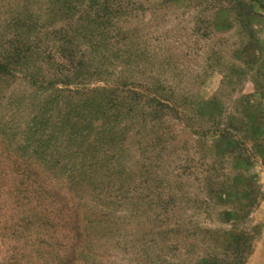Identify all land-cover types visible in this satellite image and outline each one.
<instances>
[{"label": "rangeland", "instance_id": "rangeland-1", "mask_svg": "<svg viewBox=\"0 0 264 264\" xmlns=\"http://www.w3.org/2000/svg\"><path fill=\"white\" fill-rule=\"evenodd\" d=\"M73 2L0 0V264L264 260V0Z\"/></svg>", "mask_w": 264, "mask_h": 264}, {"label": "trees", "instance_id": "trees-1", "mask_svg": "<svg viewBox=\"0 0 264 264\" xmlns=\"http://www.w3.org/2000/svg\"><path fill=\"white\" fill-rule=\"evenodd\" d=\"M108 2L109 1H105V3H107V4H100L99 6H103L102 9L105 10L106 6H109ZM93 5H97V3H95ZM93 5H91V6H93ZM74 6H76V2H73V0H65V8H61V9L67 10L68 12L69 11L73 12V14H74V13H76ZM92 8L95 9L94 7H92ZM99 17L100 16H96V14L94 15V17H92L93 18L92 22L94 23L95 28H97V25H98V28L101 27L102 25H104V24H101V22H99ZM70 43H71V40H70ZM89 94H90L89 95L90 101L86 102L89 105L88 106V112L89 113L86 115L80 114L77 119H74L70 116V118H72V119H69L68 122H65L68 125L67 127H68L69 139H71L72 141L76 140L77 138H79V139L83 138L84 136L81 133V131H83V132L86 131V133L88 134V132L90 133L91 128L102 129L103 131H101V132L105 133L106 130L107 131L110 130L109 128L106 127L108 125V123H110L112 121H117L120 118L119 112L116 113L114 110L112 111L113 105H112V101H110V99H109L110 98L109 95H103L102 96V95H99L98 93L93 94V92H90ZM91 94H92V96H91ZM118 98H120V97H117V100L125 99V101H127V103L129 104L128 106H127V104L122 105V107L120 106L119 109L125 110V112H127V111L131 112V113L136 112L138 110V108L136 107V109H134L133 104L136 106H140L142 109V106H141L142 101H138L137 99H134V98L130 97L129 95H125L124 97H121L120 99H118ZM120 103H122V102H120ZM123 106H125V107H123ZM148 111H151V110H148ZM113 112H115L116 114H114ZM153 112H151V114Z\"/></svg>", "mask_w": 264, "mask_h": 264}, {"label": "crops", "instance_id": "crops-1", "mask_svg": "<svg viewBox=\"0 0 264 264\" xmlns=\"http://www.w3.org/2000/svg\"><path fill=\"white\" fill-rule=\"evenodd\" d=\"M259 201H260V203L263 202L264 201V198L261 199V200L259 199ZM257 203H259V202H257ZM211 262H212V260H211ZM211 262L209 260L208 261H205V260L202 261L201 260L197 264H212L213 262L212 263ZM215 264H220V260L218 261V258H215ZM221 264H222V262H221ZM245 264H264V260H261V257L256 256V257H252L251 258V261L250 262H247Z\"/></svg>", "mask_w": 264, "mask_h": 264}]
</instances>
